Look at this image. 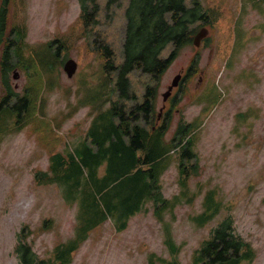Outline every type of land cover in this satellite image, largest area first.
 Segmentation results:
<instances>
[{
	"label": "rangeland",
	"instance_id": "374dc122",
	"mask_svg": "<svg viewBox=\"0 0 264 264\" xmlns=\"http://www.w3.org/2000/svg\"><path fill=\"white\" fill-rule=\"evenodd\" d=\"M130 1L87 0L88 10L98 6L88 17L81 0L7 4L12 60L19 56L22 76L14 82L20 94L26 85L29 105L17 118L0 111V264H20L21 241L54 264L59 244L60 260L71 257L70 264H192L227 218L246 242L239 264H264V0H186L208 14L194 24L209 29L205 41L183 46L158 81L139 68L130 71L128 90L137 97L129 99L119 78ZM105 43L117 68L108 66ZM69 58L78 63L71 77L64 70ZM194 59L197 71L165 101L174 77ZM151 86L157 116L163 108L155 129L172 96L177 100L164 136L158 129L146 134L136 152L140 160L154 159L138 168L163 167L162 195L145 197L129 214L137 179H103L105 160L100 180L88 185L86 148L94 146L91 129L113 122L115 106L130 112Z\"/></svg>",
	"mask_w": 264,
	"mask_h": 264
},
{
	"label": "trees",
	"instance_id": "16d2710c",
	"mask_svg": "<svg viewBox=\"0 0 264 264\" xmlns=\"http://www.w3.org/2000/svg\"><path fill=\"white\" fill-rule=\"evenodd\" d=\"M186 0H131L127 9V30L124 42L125 62L120 69L119 85L121 95H126L130 98H136V94H131L128 90L129 78L128 73L135 68H139L144 72L151 73L156 81L160 80L161 76L166 72L171 63L177 58L180 50L186 44H189L194 39V33L197 31L194 24L202 20L203 23L208 20V14L203 12L200 3L196 2L195 6L188 7ZM6 0L4 19H8V4ZM97 5L92 11L88 10L87 0H81V11L86 17L94 16L97 10ZM6 17V18H5ZM4 31V27L1 28ZM7 34V33H6ZM10 43H6V59L7 65H17L20 63L18 55L17 61L12 60L13 42L11 35L6 37ZM6 41V42H7ZM173 43L171 54L167 58L161 57V51L169 44ZM105 55L108 57L109 67L117 68L114 64V50L109 44H103ZM198 60L194 59L191 62V71L194 74L197 71ZM10 69V68H6ZM154 87H149L146 100L142 104H136L129 112L121 105L114 108L115 114L113 122L105 124L101 131L95 132L91 129L93 147L86 148L87 157L85 165L90 168V178L88 185L97 184L99 178V167L105 160H108L109 166L102 176L105 180L119 181L123 177H133L137 179L138 185L134 191L135 207L129 212L134 213L144 202L145 197L161 196L160 175L163 167L158 169L151 167L149 169L138 168V163H151L154 159L146 157L140 160L136 156L138 149L144 148V137L146 134H151L155 130H159L163 136L166 128L170 125L173 115L168 113L163 123L157 126H152L157 119L155 104L152 100L154 96ZM28 100V98L26 97ZM177 102V100H176ZM21 110L28 109L24 102L21 103ZM143 113L145 125H141L139 119ZM156 123V122H155ZM151 124L150 128L147 127ZM185 125L181 124L175 141L179 139V131ZM184 154L190 158H195L196 154L189 149L184 151ZM78 174H83L84 169L81 167L77 171ZM67 179H70L68 176ZM80 181L76 180L74 185H80ZM163 197V196H162ZM125 215L121 211L120 216ZM88 235V234H87ZM87 235L83 238L86 239ZM243 244L246 242L236 235L233 229L230 218L225 219L220 226L213 229L209 240L204 242L202 249L197 250L198 256L194 258L192 264H239L240 252ZM171 249L176 251V247L171 244ZM63 245H57L55 248L56 259L58 264H70L71 257L60 260L63 250ZM17 253L20 258V264H54L45 258H41L32 249L31 245L25 241H21L17 246ZM171 264H177L173 262Z\"/></svg>",
	"mask_w": 264,
	"mask_h": 264
},
{
	"label": "flooded vegetation",
	"instance_id": "af4514ba",
	"mask_svg": "<svg viewBox=\"0 0 264 264\" xmlns=\"http://www.w3.org/2000/svg\"><path fill=\"white\" fill-rule=\"evenodd\" d=\"M5 7H6V0H0V111L14 112L15 113L14 115L17 118L21 110V106H22L21 103L24 102L25 105L27 106L29 105V103L28 100L26 99V96L24 95L25 91L27 90L26 85L24 84L22 86V90H24V92L20 94L18 90L20 89L19 88L20 86L17 82H14V80H20L22 78L21 73L18 72L17 70V68H19V64L15 66H13L12 64L7 65L6 43L9 44L10 41L9 40L7 41L6 37L12 34L14 27L9 32L6 31L8 26L7 19L5 23V19L3 17L5 14ZM3 27H4V31L1 30V28ZM205 39H203V42L205 41ZM6 68H10V69H6ZM15 72L19 73V77L17 79L14 77ZM187 74H190V69H188L187 72L183 74V78ZM172 98L174 99V102L171 101L172 102L171 105L164 109V113H163L164 118L168 113L172 114V111L176 107V102H175L176 96L174 95L172 96ZM157 118L159 119L158 116ZM164 118L162 122L164 121ZM14 121L16 123L15 118Z\"/></svg>",
	"mask_w": 264,
	"mask_h": 264
},
{
	"label": "water",
	"instance_id": "95a60500",
	"mask_svg": "<svg viewBox=\"0 0 264 264\" xmlns=\"http://www.w3.org/2000/svg\"><path fill=\"white\" fill-rule=\"evenodd\" d=\"M208 33H209V29L207 27L201 28L197 32V34L194 36V40H193L194 43L197 46L201 45V42H202L203 38L206 37L208 35ZM64 69L67 72L68 76H70V77L73 76L76 73L77 69H78L77 61L75 59H73V58H69L64 64ZM14 77L18 78L19 77V73L15 72ZM181 78H182V73H179V74H177L174 77L172 84L169 85L168 90L166 92H164V100L165 101L171 95L174 87L179 85ZM162 111H163V108H161V112H160L159 116L161 115Z\"/></svg>",
	"mask_w": 264,
	"mask_h": 264
}]
</instances>
